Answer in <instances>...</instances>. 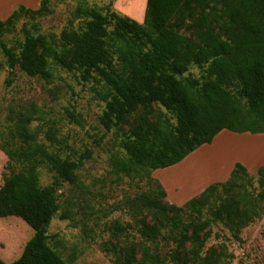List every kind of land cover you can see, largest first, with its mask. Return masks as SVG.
<instances>
[{"label":"trees","instance_id":"16d2710c","mask_svg":"<svg viewBox=\"0 0 264 264\" xmlns=\"http://www.w3.org/2000/svg\"><path fill=\"white\" fill-rule=\"evenodd\" d=\"M51 12V0H41L38 8L20 4L0 18L5 83L12 84L16 67L44 79L55 65L86 81L96 73L106 87L104 127L121 128L137 115L113 167L157 189L130 200L133 210L145 212L136 220L140 258L125 253L115 263L231 264L235 256L225 242L207 247L212 225L221 223L242 241V230L264 214V164L251 174L236 162L228 179L182 205L164 201L167 191L152 173L180 163L222 130L264 133V0H147L143 22L111 5H79L83 24L59 38L39 32L36 19ZM23 18L34 22L22 26L18 48L8 45L6 34ZM192 66L203 70L200 77L189 73ZM35 113L41 115L35 106L11 109L9 131L0 134L9 171L0 187V217L17 216L34 230L13 264H71L50 244L48 226L60 209L59 189L78 182L79 162L39 140ZM48 138L58 142L54 130ZM39 166L53 174L49 185H41ZM113 229L116 236L128 231L119 223ZM0 264L8 263L0 257Z\"/></svg>","mask_w":264,"mask_h":264},{"label":"rangeland","instance_id":"374dc122","mask_svg":"<svg viewBox=\"0 0 264 264\" xmlns=\"http://www.w3.org/2000/svg\"><path fill=\"white\" fill-rule=\"evenodd\" d=\"M133 4L126 0H51L52 12L36 19V22L39 32L59 38L64 30L71 26L79 28L83 24V19L76 13L79 5H111L118 13L140 22L144 18V2L132 13L129 10H132ZM32 22L29 18L20 20L16 30L5 36L8 45L18 48L24 39L22 26L30 27ZM0 66V134L9 131L11 109L35 106L41 115L35 113L36 118L31 124L37 129L39 140L63 156L79 162L78 182L75 185L65 183L57 192L60 209L48 226L50 244L71 264H116L115 260L125 253H132L136 260L139 259L141 237L136 220L145 212L133 210L130 200L140 193L157 189V186L140 176L118 173L113 167L115 157L124 153L120 142L135 123L137 115L129 123L121 124V128L107 130L104 127L101 116L106 104V87L96 73L95 77L86 81L81 78L80 72L55 65L54 75L44 79L31 77L16 67L13 82L7 86L5 81L9 73L1 52ZM202 72L198 66H192L189 71L197 77ZM50 130L55 131L58 142H50ZM252 136L264 138V133L222 130L215 139H234L230 147L218 148L214 139L180 163L153 171V177L167 190L164 201L184 204L199 195L208 184L220 180L217 179L220 176L229 175L232 163L242 162L248 165L251 174H255L253 166L264 160V144H252ZM200 151L202 155L192 158ZM7 163L8 157L0 148V187L9 174ZM22 170L23 164L16 165L15 172ZM38 172L42 186L52 183L53 174L45 166H39ZM116 223L127 226L128 231L114 235ZM33 233L34 230L17 216L0 217V246L8 249L10 259L20 257V251ZM241 237L242 241H236L221 223L213 224L207 247L225 242L235 256L231 264H264V214L245 227ZM167 248V245L163 246L164 251ZM9 258L4 257L10 264L17 260Z\"/></svg>","mask_w":264,"mask_h":264},{"label":"crops","instance_id":"0c3cea01","mask_svg":"<svg viewBox=\"0 0 264 264\" xmlns=\"http://www.w3.org/2000/svg\"><path fill=\"white\" fill-rule=\"evenodd\" d=\"M120 1H124V0H120ZM130 1H132L134 4H133V8H132V10H129L130 12H134V11H137L138 10V8H140V6L139 5H141V2L143 1L144 2V5L142 6V8H144V11H143V14L145 15V6H146V4H147V0H140L139 2H137V0H126V2L127 3H129ZM40 2H41V0H0V18L1 19H5V18H7L13 11H14V9H15V7H16V5L17 4H24V5H26L27 7H31V8H38L39 7V5H40ZM143 20H144V18L141 20L140 19V22H143ZM139 22V21H138ZM252 138L253 139H251L252 141L251 142H253L252 144H254L255 142H257V144H264V138H261V137H258V136H252ZM227 140H231L230 141V143H226V141ZM215 141H216V139H215ZM234 141V139H227V137L225 138V139H223V138H219V139H217V141H216V146H218V148H220V147H230L229 145H232L233 142ZM236 144V147H239V144L238 143H235ZM205 151H203V153H204ZM202 155V151H200V153H198L197 155H195L194 157H192V158H195V157H197V156H199V155ZM205 154V153H204ZM205 156V155H204ZM192 158H190V159H192ZM189 159V160H190ZM205 159H206V157H205ZM188 160V161H189ZM205 161V160H204ZM242 163V162H241ZM244 164V163H243ZM262 164H264V160H261V161H259V163H257L255 166H253V168H256V172H257V170H258V168H259V166H261ZM234 165H235V163H232V167L231 168H229L230 170H229V172L231 173V171H232V169L234 168ZM247 168H248V165H246V164H244ZM213 167V166H212ZM214 168V167H213ZM155 171V170H154ZM249 171V170H248ZM255 172V173H256ZM230 173H229V175H228V173L225 175H222V176H220V178H217V179H220V180H218V181H225L226 179H228L229 178V176H230ZM225 179V180H224ZM215 182H216V180H214ZM211 183H213V182H211ZM210 183V184H211ZM209 185V184H208ZM207 185V186H208ZM206 186V187H207ZM165 187V186H164ZM166 189V188H165ZM167 191V190H166ZM33 235V234H32ZM31 235V236H32ZM31 238V237H30ZM30 238H28L27 239V241L30 239ZM26 241V242H27ZM26 242H25V244H26ZM25 246V245H24ZM24 246H23V248H22V250L20 251L21 252V254H22V251H23V249H24ZM8 250V249H7ZM6 250V248L4 249V248H2V246H0V254H2L0 257L5 261V259H4V257L7 259V258H9L10 256V253L8 252ZM20 254V253H19ZM21 256V255H20ZM19 258V257H18ZM10 259V258H9ZM14 259H17V258H14ZM14 259H10V260H14ZM5 262H7V261H5ZM8 263V262H7ZM8 264H10V263H8ZM13 264V263H12Z\"/></svg>","mask_w":264,"mask_h":264},{"label":"bare ground","instance_id":"6f19581e","mask_svg":"<svg viewBox=\"0 0 264 264\" xmlns=\"http://www.w3.org/2000/svg\"><path fill=\"white\" fill-rule=\"evenodd\" d=\"M245 137V136H244ZM236 143V142H235Z\"/></svg>","mask_w":264,"mask_h":264}]
</instances>
